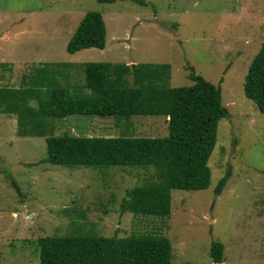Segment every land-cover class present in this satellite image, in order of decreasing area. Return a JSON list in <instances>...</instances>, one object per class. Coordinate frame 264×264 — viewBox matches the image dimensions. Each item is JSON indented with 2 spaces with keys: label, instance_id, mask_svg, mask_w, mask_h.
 <instances>
[{
  "label": "rangeland",
  "instance_id": "rangeland-1",
  "mask_svg": "<svg viewBox=\"0 0 264 264\" xmlns=\"http://www.w3.org/2000/svg\"><path fill=\"white\" fill-rule=\"evenodd\" d=\"M39 10L44 14L19 21L21 13ZM87 11L101 13L105 47L69 53L66 43ZM263 41L264 0H0V86L17 87L22 75L56 62L58 85L85 96L90 90L84 64L90 61L168 63L167 84L182 86L192 83L185 69L191 65L220 87L229 112L217 123L209 186L172 189L168 217L119 213L129 188L162 183L154 166L40 162L44 137L19 136L15 115L0 113V264H38L37 238L77 234H158L169 238L174 262L264 264V113L243 93L244 76ZM48 125V135L168 134L163 115L73 114L50 118ZM212 241L223 244L220 263L209 254Z\"/></svg>",
  "mask_w": 264,
  "mask_h": 264
},
{
  "label": "trees",
  "instance_id": "trees-1",
  "mask_svg": "<svg viewBox=\"0 0 264 264\" xmlns=\"http://www.w3.org/2000/svg\"><path fill=\"white\" fill-rule=\"evenodd\" d=\"M105 44L106 27L101 13L87 11L66 43V50L74 53L87 48L103 49ZM52 65L45 63L36 67L34 74L22 75L17 87L0 86V113L15 115L17 134L44 137L46 156L40 162L67 167L157 168L162 183L129 188L119 203L121 214L168 217L172 189L195 191L209 186L208 159L216 143L217 123L229 116L218 85L196 74L191 65L185 66L191 84L169 86L168 63L90 61L84 64V85L90 93L75 97L58 85ZM243 93L264 113V41L248 66ZM73 114L123 118L163 115L168 121V134L48 135V119ZM228 178L226 173L219 179L216 195ZM11 183L21 195L13 179ZM36 244L38 264H200L172 261L169 238L158 234L53 235L37 238ZM209 254L213 262H222L223 244L212 241Z\"/></svg>",
  "mask_w": 264,
  "mask_h": 264
},
{
  "label": "crops",
  "instance_id": "crops-1",
  "mask_svg": "<svg viewBox=\"0 0 264 264\" xmlns=\"http://www.w3.org/2000/svg\"><path fill=\"white\" fill-rule=\"evenodd\" d=\"M62 14H67L66 13V10H62V11H60ZM39 14H44V11H41V10H39V11H37V12H35V11H31V12H28V13H25V12H23V13H21L20 15H21V17H20V19H19V21L20 22H22L25 18H26V16L27 15H29V16H35V15H39ZM52 63H56V62H52ZM58 64H62L61 62L60 63H58ZM133 64V63H132ZM131 64V65H132Z\"/></svg>",
  "mask_w": 264,
  "mask_h": 264
},
{
  "label": "water",
  "instance_id": "water-1",
  "mask_svg": "<svg viewBox=\"0 0 264 264\" xmlns=\"http://www.w3.org/2000/svg\"><path fill=\"white\" fill-rule=\"evenodd\" d=\"M133 65V64H132Z\"/></svg>",
  "mask_w": 264,
  "mask_h": 264
}]
</instances>
